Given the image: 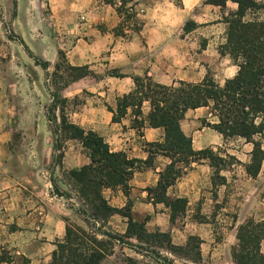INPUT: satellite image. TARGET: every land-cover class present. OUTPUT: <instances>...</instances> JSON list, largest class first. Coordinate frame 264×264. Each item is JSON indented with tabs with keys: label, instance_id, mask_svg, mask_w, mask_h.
<instances>
[{
	"label": "crops",
	"instance_id": "obj_1",
	"mask_svg": "<svg viewBox=\"0 0 264 264\" xmlns=\"http://www.w3.org/2000/svg\"><path fill=\"white\" fill-rule=\"evenodd\" d=\"M45 1L50 15L41 33L34 11L43 12L40 0H14L19 46L9 40L0 19V264H51L58 246L66 242L71 221L88 230L74 209L83 203L70 173L91 161L78 142L67 141L61 163L53 164L60 152L54 149L47 117L46 71L29 52L50 64L51 77L61 54L71 67L88 68L91 75L59 93L67 101L63 109L68 120L98 134L112 152L142 162L151 158L149 144L165 142L164 129L149 126L150 104L142 109L145 127L141 130L133 126L132 110L122 123H113L108 109H116L118 100L134 91L133 78L149 77L172 86L200 83L209 75L223 86L239 72L233 58L222 55L227 45L225 18L239 10L234 2H227L223 9L209 0H133L127 7L133 9L135 19L125 23L118 13L123 0ZM4 2L7 7L9 0ZM252 16L248 14L246 20ZM136 25L139 32L134 31ZM9 45L13 51L7 50ZM111 71L124 77H111ZM56 117L60 125V107ZM217 123L210 108H199L188 111L180 124L194 151L213 150L225 162L219 169L208 161L194 164L169 187L167 198L186 203V211L174 220L170 208L154 204L149 192L172 164L169 157L155 155L137 170L128 193L120 187L104 190L110 207L124 210L130 204L133 221L144 224L147 233L168 235L174 248H187L191 238L199 240L198 259L162 249L161 254L174 264H235L232 252L238 245L239 227L250 219L264 220V161L252 174L254 144L225 139L213 128ZM255 141L264 151V133ZM177 169L185 166L178 164ZM55 186L71 200L57 196ZM97 226L118 236L128 232V220L119 213ZM130 242L137 245L136 240ZM118 252L139 264L148 263L133 250L115 244L114 254L102 264H116Z\"/></svg>",
	"mask_w": 264,
	"mask_h": 264
},
{
	"label": "trees",
	"instance_id": "obj_2",
	"mask_svg": "<svg viewBox=\"0 0 264 264\" xmlns=\"http://www.w3.org/2000/svg\"><path fill=\"white\" fill-rule=\"evenodd\" d=\"M229 1L238 4L239 10L225 18L228 25L227 45L223 47L222 55L228 53L238 65L239 72L234 79L226 81L222 86L208 75L200 83L178 82L172 86H163L149 77L133 78L134 91L120 98L116 109L108 108L113 113V123H122L128 111L132 110L135 118L133 126L141 130L145 127L142 109L145 103L150 104L149 126L152 129H164L165 142L148 145L151 158L147 162L131 160L123 153L112 152L108 143L98 134L86 132L70 123L63 109L67 101L59 93L71 82L83 79L91 73L88 68L71 67L66 62V57L60 55L62 62L56 65L53 74L56 92L52 93L53 102L47 115L48 121L54 125V149L60 152L54 156L53 164L61 163L64 143L67 141L78 142L88 154L91 164L70 173L83 203L81 207L74 209L88 230L69 223L66 242L58 246L51 264H102L107 257L114 254L115 244L127 247L148 259V263L142 264H174L171 259L161 254L162 249L198 259V239L191 238L185 249L174 248L168 235L147 233L144 224L134 222L130 204L124 210L114 209L104 197L106 189L120 187L128 193L129 182L134 173L159 154L169 157L172 164L160 174L158 186L149 190L151 199L154 204H164L170 208L172 220L186 211L185 202L167 198L169 187L181 179L194 164L208 161L219 169L225 162L213 150H193L191 138L185 136L180 127L190 110L210 108L212 114L218 118V123L213 128L225 139L237 138L253 143L255 148L250 172L254 175L258 172L264 161L261 144L255 141V137L264 133V18L258 15H264V0H209L208 3L224 9ZM132 2L133 0H123L118 9L125 23L135 19V14L131 13L133 9L127 7ZM248 14L253 15L252 19L246 20ZM123 28L124 25L117 32L120 33ZM134 31L139 32L140 26L136 25ZM29 55L36 65L44 70L49 69V63ZM61 70L65 71L66 78L60 88L57 75ZM109 75L124 77L116 71H111ZM59 107L60 125L57 124L56 117ZM230 160L235 162L233 157ZM178 164H183L186 170L177 169ZM54 192L59 197L71 200V196L62 193L57 186ZM115 213L128 220V232L125 236L104 232L102 227L97 226L98 222L106 221ZM132 240H136L137 245L131 244ZM237 240L238 245L232 252L235 264H264V220H248L239 227ZM127 259L128 264H139L133 259Z\"/></svg>",
	"mask_w": 264,
	"mask_h": 264
},
{
	"label": "rangeland",
	"instance_id": "obj_3",
	"mask_svg": "<svg viewBox=\"0 0 264 264\" xmlns=\"http://www.w3.org/2000/svg\"><path fill=\"white\" fill-rule=\"evenodd\" d=\"M4 1L5 0H0V3H2V7L0 8V19L3 21L2 22L3 23V31L8 35L9 40L14 41V43L19 46L20 43L17 42L19 27H18V25H16V17H17L16 3L14 2V0H9L8 5L6 7ZM40 2L43 5V7H42L43 8V12L39 13L38 9H36V8H35L34 11H35V13H37L36 17H38V25L36 26L37 30L42 33V30L44 29V25H42V24L45 23V20H47L48 16L50 15V12L48 11V7L45 5L46 1L45 0H40ZM32 11H33V9H27L26 10V12H32ZM5 46H6V44H5ZM7 50L8 51H13L14 49L9 45ZM29 54H31V53L29 52ZM34 57H36V56H34ZM36 58H38V57H36ZM61 62L62 61L60 60L59 63H61ZM26 69H28V67H26ZM44 71H46V78H47L46 90L48 91V95H49L48 108H47V115H48V110H49V108H50V106H51V104L53 102L52 93L56 92V87L53 84V75L51 77L50 73L47 70H44ZM29 73L32 74L34 77H36V74L34 73V71L31 70V71H29ZM57 76H58L57 78H58V81H59V86L61 88V86H63L62 85L63 81L66 78V73H65L64 70H61L60 73H58ZM60 78L63 79V80H61ZM51 88H52V91H51ZM50 128L51 129L54 128V125H52L51 123H50ZM257 219L260 220V218H257ZM70 224L72 226H74V227H77V226L80 227V225L76 221H71ZM124 255L125 254H123L121 252H118L114 262H116V264H128V262H127L128 259L126 257H124Z\"/></svg>",
	"mask_w": 264,
	"mask_h": 264
}]
</instances>
